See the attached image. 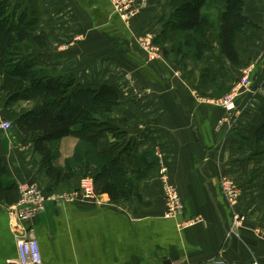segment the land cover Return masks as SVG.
<instances>
[{"label": "crops", "instance_id": "1", "mask_svg": "<svg viewBox=\"0 0 264 264\" xmlns=\"http://www.w3.org/2000/svg\"><path fill=\"white\" fill-rule=\"evenodd\" d=\"M32 1L40 28L50 39L49 47L37 51V68L67 71L84 88L113 87L122 106L110 116L125 134L123 145H129L120 167L134 168L144 154L160 153L184 206L175 219L163 217L157 171L140 182L138 198L111 203L103 194L50 202L31 223L43 263L264 264V140L258 136L264 131V0H240L253 24L235 35L242 67L220 52L216 27L223 2L217 3L220 12L215 17L204 8L214 28L205 30L210 46L202 60L194 62L190 56L175 55L163 32L160 18L170 13L166 0H133L126 25L110 0ZM22 2L20 6L30 1ZM145 34L161 44L159 61L147 63L133 43ZM246 73L251 88L235 99L234 116L217 102ZM145 87L151 92L143 94ZM2 113L0 109V119ZM68 140L72 137L60 141V165L74 148ZM113 142L105 137L99 148ZM0 159L8 172L6 184H33L48 194L80 190L83 178L74 177L61 192L51 193L53 184L32 144L14 125L0 132ZM224 178L241 188L234 208L223 198ZM14 205L0 202V262L17 256L22 229L9 215ZM234 215L240 219L237 227ZM190 220L194 222L183 229L177 227Z\"/></svg>", "mask_w": 264, "mask_h": 264}, {"label": "trees", "instance_id": "2", "mask_svg": "<svg viewBox=\"0 0 264 264\" xmlns=\"http://www.w3.org/2000/svg\"><path fill=\"white\" fill-rule=\"evenodd\" d=\"M214 1L166 0L170 13L164 14L160 22L175 55L190 56L194 62L202 60L210 46L205 30L214 28L204 8ZM218 1L224 3L216 27L220 52L232 65L242 67L234 47L235 35L253 24L244 16V4L240 0ZM27 12L28 9H24L16 21L8 24L10 16L0 6V109L3 116L9 115L11 124L24 139H29L46 179L53 184L51 193L59 192L74 177H88L92 180L93 194H105L111 203L131 196L138 198L140 182L158 169L153 154L141 156L140 164L134 168L120 167V156L129 145H123L125 134L117 128L113 130L115 134L110 132L117 143L99 148L105 132L110 130L107 126L110 114L121 107L116 90L106 84L94 90L86 89L76 84L71 75L52 76L50 72L54 71L38 69V54L23 53L21 49L30 43L44 49L47 41L43 32L36 34L35 29L30 28L32 22L38 21L36 17L28 19ZM154 43L158 44L156 39ZM35 85L40 88L38 92ZM16 101L25 107L15 109ZM95 113L100 121L95 122ZM258 136L264 140V131L258 132ZM68 137L75 138L77 143L72 156L60 165L58 144ZM7 176L0 159V202L11 206L17 203L19 192L16 184L5 183Z\"/></svg>", "mask_w": 264, "mask_h": 264}, {"label": "built area", "instance_id": "3", "mask_svg": "<svg viewBox=\"0 0 264 264\" xmlns=\"http://www.w3.org/2000/svg\"><path fill=\"white\" fill-rule=\"evenodd\" d=\"M113 12L126 25L133 15V0H112ZM136 43L144 52L147 63H153L160 60L161 48L154 43V37L150 34L136 38ZM251 88L249 75L246 73L232 88L231 92L224 98L218 100L217 104L226 112L237 115L235 99L240 95L247 93ZM150 93V89L142 92ZM140 95V93H139ZM12 127L10 122L0 121V132L8 131ZM158 163V176L162 187L163 198L165 203V211L163 217L165 219H175L183 212V202L179 196L177 189L170 182L168 169L162 164L160 153H155ZM221 191L227 205L231 208L237 206L241 188L232 179L224 178L221 181ZM19 198L17 203L11 208L9 215L22 229V233L16 239L17 256L14 259H8L0 264H44L39 247L38 240L33 235L31 223L37 214L44 212L46 205L50 202H72L77 197L90 198L93 197L92 181L90 178H83L79 191L68 194H48L36 185L22 184L18 186ZM239 217L234 215L233 226L239 225ZM190 220L187 223H178L177 227L183 229L185 226L193 223Z\"/></svg>", "mask_w": 264, "mask_h": 264}, {"label": "rangeland", "instance_id": "4", "mask_svg": "<svg viewBox=\"0 0 264 264\" xmlns=\"http://www.w3.org/2000/svg\"><path fill=\"white\" fill-rule=\"evenodd\" d=\"M22 1H24V0H0V6H2L3 8H5V10H6V15H9L10 16V18L9 17H7V19H8V24H11V22H12V20H14V21H16L19 17H20V15H21V13L23 12V10L24 9H28V14H27V17H28V19H34L35 17H36V19H38V18H40L39 16H38V11H37V8H36V6L34 5V3H33V1L32 0H27V1H30L29 3H27L26 5H19V3L20 2H22ZM110 1H112V0H110ZM219 1L218 0H216V1H214V2H211V3H209V4H207V6H206V12L209 14V16H211V17H215V16H217V14L220 12V8L217 6V3H218ZM111 4H112V2H111ZM112 8H113V6H112ZM36 11V12H35ZM13 21V23H15ZM213 20H211V22H212ZM213 23V22H212ZM32 24L33 25H31L30 26V28L31 29H35L33 32L34 33H36V34H38V33H40V32H42V29L40 28V23L38 22V23H34V22H32ZM37 24V25H36ZM43 35L45 36V38H46V41H47V45H46V47L45 48H47V47H49L50 46V39L48 38V36H47V34L45 33V32H43ZM78 39H81L80 37L79 38H77V40ZM76 41V40H75ZM72 43H74V42H72V41H69L68 42V44H72ZM133 43L134 44H136L137 45V43H136V41L135 40H133ZM159 44V43H158ZM157 44V45H158ZM160 45L161 44H159L158 46L160 47ZM35 46V44H26V46H25V48L24 49H21V51L23 52V53H34V52H36L37 53V51L38 50H40V49H37L36 48V46ZM55 46H57V45H55ZM138 46V45H137ZM26 47H28L29 49H27V51H26ZM31 47V48H30ZM139 47V46H138ZM161 48V47H160ZM141 50V49H140ZM142 51V50H141ZM142 54H143V58H145L144 60H146V56H145V54H144V52L142 51ZM160 56H162V49H161V55ZM38 58H39V56H38ZM35 59H36V57H35ZM147 62V61H146ZM47 71H49V70H47ZM51 74L50 75H52V76H57V75H62V76H69V75H71L73 78H74V80H75V82H76V77H74V75H72L71 73H69V72H50ZM249 75V74H248ZM102 84H95V86H86V89H97V88H99V86H101ZM148 88L147 87H145V88H143L142 89V91L141 92H144L145 90H147ZM40 90V88L38 87V86H36L35 85V91L36 92H38ZM150 92H151V90H150ZM31 93H29V95H30ZM34 94H36V93H34ZM19 102L18 101H16V103H15V109H18V107H25V105H23V106H19V105H22V104H18ZM27 104V103H26ZM13 106H14V104H13ZM120 106H122V105H120ZM94 117H96V120H95V122H97V120L98 121H100L101 119L96 115V113H95V116ZM0 120H2V121H4V122H10L11 123V120H12V118H10L9 117V115L8 116H6V117H4L3 116V113H2V116H1V119ZM108 128H110V130H109V132L108 131H106L105 133V137H107V139L108 140H110L111 141V139H115L114 137H113V134H111L110 132L112 131L113 132V130L115 129V128H117V123H116V120H114L111 116H110V118H108ZM92 122V121H91ZM89 126H90V123H89ZM118 126H120V125H118ZM118 131H120V129L118 130ZM114 133V132H113ZM115 133H116V131H115ZM114 133V134H115ZM118 135V134H117ZM110 137V138H109ZM104 139V138H103ZM102 139V140H103ZM61 143L62 142H60L59 144H58V148L60 149V147H61ZM68 143L69 144H72L74 147H75V145H76V143H77V140L75 139V138H72V140H68ZM115 143H117V140H114V142H113V144H115ZM112 145V143L110 144V146ZM86 147V146H85ZM73 151H74V148H73V150H72V154H73ZM156 153V152H155ZM72 154H71V156H72ZM70 156V157H71ZM60 157V156H59ZM70 157H68V158H70ZM68 158H66V159H68ZM154 159L157 161V159H156V156L154 155ZM157 172H158V169H157ZM59 192H61V190L59 191ZM59 192H56V193H59ZM58 195V194H57Z\"/></svg>", "mask_w": 264, "mask_h": 264}]
</instances>
